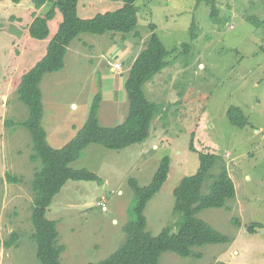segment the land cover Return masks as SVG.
<instances>
[{
  "label": "rangeland",
  "instance_id": "1",
  "mask_svg": "<svg viewBox=\"0 0 264 264\" xmlns=\"http://www.w3.org/2000/svg\"><path fill=\"white\" fill-rule=\"evenodd\" d=\"M214 1L215 19L211 6L199 0H137L134 33L126 39L120 33L81 35L68 47L64 68L44 76L43 127L50 146L62 149L86 123L98 94L100 124L124 123L129 109L126 81L148 46L152 25L171 52V65L143 88L156 106L150 138L122 151L92 145L71 167L94 172L102 184L69 181L48 208L47 218L57 222L59 242L65 247L62 264L97 263L118 250L125 240L123 228L133 218L130 179L147 186L165 157L171 159L168 179L148 203L145 216L153 235L166 227L177 232L184 218L174 210V190L200 165L192 141L197 151L225 160L236 199L228 203L229 210L209 209L199 217L234 242L202 247L200 260L166 253L160 264H264V229L247 231L252 224L264 225V24L251 22L264 20V0ZM122 5L79 0L78 15L90 19ZM51 7L47 3L37 9L31 0H0V264H41L31 216L38 164L31 161L32 136L20 125L28 110L17 91L22 77L45 57L62 22L57 12L47 40L30 36L35 17ZM187 43L191 49L185 52ZM232 107L244 112L245 127L229 120ZM8 174L20 181H9ZM14 233L17 245L7 248Z\"/></svg>",
  "mask_w": 264,
  "mask_h": 264
},
{
  "label": "trees",
  "instance_id": "2",
  "mask_svg": "<svg viewBox=\"0 0 264 264\" xmlns=\"http://www.w3.org/2000/svg\"><path fill=\"white\" fill-rule=\"evenodd\" d=\"M20 3L23 0H11ZM41 9L47 3H52L51 9L44 16H36L29 27L30 36L36 40H47L51 35L50 22L57 12L62 15L57 34L49 42L47 53L28 73H26L18 88L19 101L28 110V117L23 123L33 139L32 163L38 164L32 181V223L34 232L32 240L36 245V256L41 264H62L61 256L65 247L59 242L57 222L47 218L48 208L54 198L62 191L69 181L96 182L103 180L94 172L86 169H75L71 165L83 157L85 151L92 145H100L112 151H122L132 145L145 143L151 136L155 118L156 106L150 102L144 93V86L152 82L171 64L167 60L171 52L161 42L152 25V35L148 46L134 61L126 81V91L129 109L124 123L105 127L100 124L98 112L101 105V95L98 94L92 104L89 117L76 136L62 149L50 146L47 133L43 127L44 103L41 83L45 75L62 70L65 56L71 43L81 35L104 36L108 34L134 33L137 25V0H110L123 5L115 11L99 13L90 19H82L78 15L79 0H31ZM212 8L213 19L217 16V6L214 0H199ZM251 22L260 27L264 20L253 18ZM192 39L195 40V27ZM137 34V33H135ZM185 52L191 45L184 44ZM176 50V49H175ZM227 116L232 124L245 127L248 119L237 107L229 109ZM194 136V135H193ZM191 151L199 155V168L194 175L185 177L174 190L175 212L180 213L184 220L177 232L170 227L164 228L158 235H153L147 228L145 210L148 203L161 191L168 179L171 168L170 157H165L152 181L147 186H140L136 179H130L134 190V205L131 210L133 218L123 228L125 240L111 256L97 263L89 264H160L166 253H174L182 258L200 260L202 253L198 252L207 245H228L234 239L221 233L199 215L209 209H227L228 203L236 199V188L229 175L223 157L199 152L191 142ZM8 180L19 182L16 176L8 174ZM233 223L239 227L237 219ZM257 229H264L262 224H252L248 233L254 234ZM18 235L14 233L6 241V247L17 245Z\"/></svg>",
  "mask_w": 264,
  "mask_h": 264
},
{
  "label": "built area",
  "instance_id": "3",
  "mask_svg": "<svg viewBox=\"0 0 264 264\" xmlns=\"http://www.w3.org/2000/svg\"><path fill=\"white\" fill-rule=\"evenodd\" d=\"M115 68H116V69H120L121 66H120L119 64H116V65H115Z\"/></svg>",
  "mask_w": 264,
  "mask_h": 264
},
{
  "label": "water",
  "instance_id": "4",
  "mask_svg": "<svg viewBox=\"0 0 264 264\" xmlns=\"http://www.w3.org/2000/svg\"><path fill=\"white\" fill-rule=\"evenodd\" d=\"M73 107H76L75 105Z\"/></svg>",
  "mask_w": 264,
  "mask_h": 264
}]
</instances>
